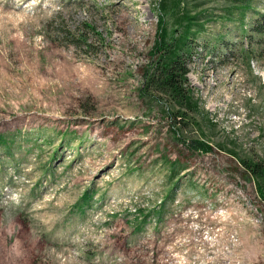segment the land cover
<instances>
[{"label": "rangeland", "instance_id": "obj_1", "mask_svg": "<svg viewBox=\"0 0 264 264\" xmlns=\"http://www.w3.org/2000/svg\"><path fill=\"white\" fill-rule=\"evenodd\" d=\"M159 3L0 0V264H264V200L239 161L264 164V0L164 14L170 35L197 17L187 124L141 91Z\"/></svg>", "mask_w": 264, "mask_h": 264}, {"label": "trees", "instance_id": "obj_2", "mask_svg": "<svg viewBox=\"0 0 264 264\" xmlns=\"http://www.w3.org/2000/svg\"><path fill=\"white\" fill-rule=\"evenodd\" d=\"M159 15L157 39L152 50L151 63L146 67L144 72V81L141 91L154 92L161 98H165L172 106L173 113L167 110L176 124H187L186 120L190 113H200L199 103L193 97V92L188 86L187 65L184 57L189 52V39L194 30L193 22L197 17H189L183 13L179 21V30H175L173 35L169 34V29L166 26L164 14L168 8L180 9L182 0H159ZM184 1V0H183ZM249 5L243 6L241 9L245 11ZM201 28V26H200ZM197 147L204 152H210L212 149L201 142H196ZM235 158L238 155L234 151H229ZM240 164L247 170V173L257 181L258 195L264 200V164L256 163L252 160H242L239 158ZM187 168L179 167L174 164L172 167V180H175L181 172ZM177 185V183H176ZM174 195V191L170 193ZM93 200V194L87 191L78 203L76 208L84 213L86 208L90 206Z\"/></svg>", "mask_w": 264, "mask_h": 264}]
</instances>
